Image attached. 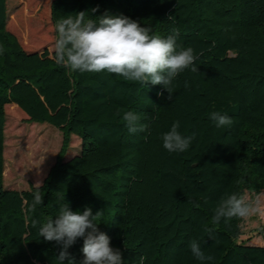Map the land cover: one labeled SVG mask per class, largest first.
<instances>
[{
    "label": "trees",
    "instance_id": "16d2710c",
    "mask_svg": "<svg viewBox=\"0 0 264 264\" xmlns=\"http://www.w3.org/2000/svg\"><path fill=\"white\" fill-rule=\"evenodd\" d=\"M18 1L0 0V264H59V246L40 238L32 220L54 217L63 203L101 212L99 228L123 264H264V246L240 241L244 220L212 222L225 193L264 190V0H51L54 27L84 11L124 15L160 36L178 29L177 47L194 49L198 71L174 80L172 100L157 95L160 85L72 71L55 51H26L10 31L22 20ZM10 105L27 123L63 135L47 177L26 191L4 188ZM120 109L136 112L147 129L129 133ZM214 111L231 117V127L217 128L208 118ZM175 121L182 135H194L185 152L162 146ZM73 136L81 150L65 160ZM37 190L44 203L33 211ZM193 239L212 261L192 255ZM82 246L80 239L69 249L76 264Z\"/></svg>",
    "mask_w": 264,
    "mask_h": 264
},
{
    "label": "clouds",
    "instance_id": "9594fccd",
    "mask_svg": "<svg viewBox=\"0 0 264 264\" xmlns=\"http://www.w3.org/2000/svg\"><path fill=\"white\" fill-rule=\"evenodd\" d=\"M98 9H93L95 13ZM56 39L54 51L56 63L80 73L106 72L122 77L125 81L145 86H162L157 93L167 100L174 95V80L185 70L198 71L195 66L197 54L191 47H177L178 29H172L166 36L152 33L150 27L142 26L137 20L124 15L105 14L93 17L80 11L60 17L55 24ZM187 86V85H185ZM122 113L128 132H144L147 124L134 111L118 110ZM208 118L217 128L231 127V117L220 112H211ZM180 122L175 121L170 129L161 135L162 146L169 153L185 152L193 136H184L179 131ZM64 199V197H63ZM44 203L37 190L33 193L32 209ZM101 212L93 214L91 208L73 211L68 203L59 206L54 217L43 221L33 219L32 226L38 229L39 237L59 246L56 259L59 264H76L69 249L80 239L82 259L79 264H123V254L111 245L110 237L100 230L97 220ZM264 215V193L247 194L228 192L217 202L212 216L214 224L222 220H245ZM192 255L201 262L212 261L206 255L199 241L189 243Z\"/></svg>",
    "mask_w": 264,
    "mask_h": 264
},
{
    "label": "rangeland",
    "instance_id": "374dc122",
    "mask_svg": "<svg viewBox=\"0 0 264 264\" xmlns=\"http://www.w3.org/2000/svg\"><path fill=\"white\" fill-rule=\"evenodd\" d=\"M51 0H19L21 21L12 20L10 31L19 39L26 51L54 52L56 31L49 18ZM4 188L26 191L39 186L56 163L63 135L48 124L27 123V116L14 105L6 109ZM80 139L71 138L65 160L78 155ZM260 193H264V190ZM259 194V193H247ZM240 241L264 246V215L244 220Z\"/></svg>",
    "mask_w": 264,
    "mask_h": 264
}]
</instances>
